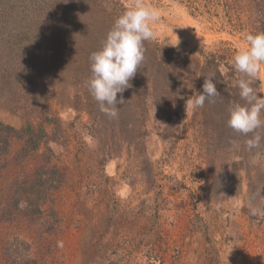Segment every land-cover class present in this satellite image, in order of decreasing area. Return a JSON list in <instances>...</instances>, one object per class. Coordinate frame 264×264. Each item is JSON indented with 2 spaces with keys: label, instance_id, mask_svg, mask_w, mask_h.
Masks as SVG:
<instances>
[{
  "label": "rangeland",
  "instance_id": "obj_1",
  "mask_svg": "<svg viewBox=\"0 0 264 264\" xmlns=\"http://www.w3.org/2000/svg\"><path fill=\"white\" fill-rule=\"evenodd\" d=\"M119 1L127 9L136 2ZM143 2L158 11L151 22L158 41L178 43V49L206 44L234 53L253 32L255 4L264 5V0ZM252 86L264 95V68ZM194 89L185 92L186 100ZM221 92L207 111L215 110L212 121L201 108L186 105L181 122L171 129L148 101L139 129L133 125L138 115L129 121L119 111L117 121L105 115L108 129L117 123L112 135L88 129L90 113L73 107V88L57 87L49 109L61 129L48 128L58 137L49 144L50 163L65 179L47 193L39 218L1 220V264H29L24 263L29 258L35 264H146L147 256L163 264H264V129L257 130L259 146L249 150V137L227 123L239 92L229 85ZM9 115L0 111L11 121ZM20 145L12 142L0 169V211L8 206L14 181H29L43 164L44 145L21 161L14 159Z\"/></svg>",
  "mask_w": 264,
  "mask_h": 264
},
{
  "label": "trees",
  "instance_id": "obj_2",
  "mask_svg": "<svg viewBox=\"0 0 264 264\" xmlns=\"http://www.w3.org/2000/svg\"><path fill=\"white\" fill-rule=\"evenodd\" d=\"M255 5L251 29L253 33L264 32V5ZM125 10L127 7L119 0H0V111L12 115L11 121L0 117V169L13 141H21L15 160L27 158L41 145L46 148L43 164L36 168L32 178L18 184L14 181L8 206L0 211V222L10 217L39 218L41 202L65 179L57 164L50 163L49 144L58 137L55 132L50 136L48 128L61 129V123L49 109L57 87L73 88V107L90 113L88 129L113 135L117 123L109 125L111 131L107 128L106 116L85 87V81L91 77L90 54L101 47L115 19ZM144 49V60L130 87L118 94V99H123L117 105L118 111L127 117L125 120L137 115L140 119L139 123L135 117V129L147 118L142 106L148 101L155 116L161 115L165 126L175 129L185 113V92H191V87L202 91L204 76L209 73H215L214 83L220 93L226 85L234 93L239 92L240 75L232 67L234 52L229 48L197 44L185 50L154 38L144 42ZM41 64L45 67L39 70ZM226 71L231 74L229 77ZM238 98V102L244 103ZM212 108L207 101L201 108L206 121L213 120L215 110L207 113ZM154 121L160 123L158 119ZM135 143H139L136 135ZM51 229L49 225L48 230ZM12 261L9 263L13 264ZM24 263L36 261L29 258ZM146 264L163 262L147 256Z\"/></svg>",
  "mask_w": 264,
  "mask_h": 264
},
{
  "label": "clouds",
  "instance_id": "obj_3",
  "mask_svg": "<svg viewBox=\"0 0 264 264\" xmlns=\"http://www.w3.org/2000/svg\"><path fill=\"white\" fill-rule=\"evenodd\" d=\"M158 15L154 7L136 0L115 19L101 47L89 56L91 77L85 81V87L97 101L100 111L110 118L118 117L117 105L123 102L118 99V94L130 87L131 79L141 66L144 42L154 39L151 22L158 19ZM244 41L243 45L237 46L232 62L234 70L241 74L237 86L244 103H233L228 109L227 123L234 132L249 137L245 144L251 150L258 147L262 139L257 130L264 129V119H261L264 95H258L252 86L264 68V32H248ZM214 80V72L204 76L202 91L186 100L187 109L203 108L206 101L215 103L221 94Z\"/></svg>",
  "mask_w": 264,
  "mask_h": 264
}]
</instances>
